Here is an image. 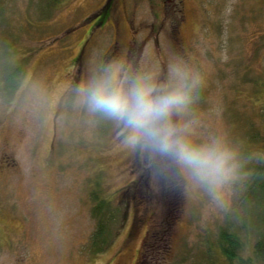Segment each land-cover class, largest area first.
I'll return each mask as SVG.
<instances>
[{"label": "rangeland", "instance_id": "obj_1", "mask_svg": "<svg viewBox=\"0 0 264 264\" xmlns=\"http://www.w3.org/2000/svg\"><path fill=\"white\" fill-rule=\"evenodd\" d=\"M104 1L63 0L51 12L45 0H7L25 72L11 99L0 89V264H240L207 252H218L227 219L243 217L244 153L264 160V0H120L94 27ZM127 56L154 95L184 87L189 101L167 123L189 144L229 152L227 180L201 181L90 110L97 82L125 88ZM96 182L126 214L99 254Z\"/></svg>", "mask_w": 264, "mask_h": 264}, {"label": "trees", "instance_id": "obj_2", "mask_svg": "<svg viewBox=\"0 0 264 264\" xmlns=\"http://www.w3.org/2000/svg\"><path fill=\"white\" fill-rule=\"evenodd\" d=\"M63 0H45L46 10L55 11L59 3ZM102 5V4H101ZM99 7H102V6ZM7 0H0V89L6 97H13L17 92L20 82L24 76L25 62L18 58V48L16 36L9 34L7 25ZM100 9V8H99ZM112 10V9H111ZM113 10L108 8L100 11L98 20L104 19L109 21L113 18ZM50 14H47L49 16ZM47 19L52 18V14ZM95 22V21H94ZM95 27V25H94ZM247 153H244L242 161V173L246 176V180L242 187L241 206L244 208L243 217L235 214L234 219H238V225L235 222H228V219L221 226L219 231V239L215 243L216 249L212 248V252L208 251L210 259H213V254L226 256L229 262L239 261L240 264H264V160L263 162L249 161ZM99 182L94 185V190L91 194L95 205L93 215L96 220V229L92 237V253L99 254L105 250L114 240L118 233L117 227L113 225L121 219L126 218V214L120 207L113 205L112 200L103 196L98 189ZM242 216V215H241ZM252 233L256 238L254 244V254L252 258L245 259L241 257L240 252L243 249V239L241 236L242 230ZM248 233V234H249ZM217 264L212 261L210 264Z\"/></svg>", "mask_w": 264, "mask_h": 264}, {"label": "clouds", "instance_id": "obj_3", "mask_svg": "<svg viewBox=\"0 0 264 264\" xmlns=\"http://www.w3.org/2000/svg\"><path fill=\"white\" fill-rule=\"evenodd\" d=\"M153 93V86L143 81H134L126 88L100 81L87 90L86 102L90 110L123 122L134 138H143L157 151L178 158L201 181L218 185L227 180L234 170L229 152L189 144L167 123L170 114L189 101L184 87L162 95Z\"/></svg>", "mask_w": 264, "mask_h": 264}, {"label": "flooded vegetation", "instance_id": "obj_4", "mask_svg": "<svg viewBox=\"0 0 264 264\" xmlns=\"http://www.w3.org/2000/svg\"><path fill=\"white\" fill-rule=\"evenodd\" d=\"M125 0H122V2H124ZM120 0H105L103 2V4L101 5L102 7H99V11L97 14H93L94 16L92 17L91 20H89L91 23L95 21V27L96 26H104L105 23H107L108 21L104 20V19H100L98 20L99 16H100V11L108 8L109 11H112L113 9H116V5L115 3L119 4ZM112 9V10H111ZM131 56V55H130ZM127 56L126 60H125V65H126V69L128 71V73L126 74V76L123 78V81H125V88L128 87L130 85V83L134 82V81H138L139 77V72L137 70L138 67H134L131 65V57Z\"/></svg>", "mask_w": 264, "mask_h": 264}]
</instances>
